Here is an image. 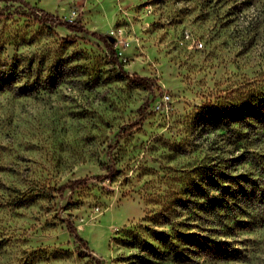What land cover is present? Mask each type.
<instances>
[{
	"label": "rangeland",
	"instance_id": "obj_1",
	"mask_svg": "<svg viewBox=\"0 0 264 264\" xmlns=\"http://www.w3.org/2000/svg\"><path fill=\"white\" fill-rule=\"evenodd\" d=\"M26 1L89 32L0 0V264H264V225L197 206L204 165L264 151L213 119L264 90V0Z\"/></svg>",
	"mask_w": 264,
	"mask_h": 264
},
{
	"label": "trees",
	"instance_id": "obj_2",
	"mask_svg": "<svg viewBox=\"0 0 264 264\" xmlns=\"http://www.w3.org/2000/svg\"><path fill=\"white\" fill-rule=\"evenodd\" d=\"M27 8L38 21L48 23L50 25H64L70 30L85 31L89 30L78 20H68L58 15L52 14L44 9H39L40 15L33 12V6L26 0H18ZM92 35L101 39L108 51L111 62L119 68V71L124 76L129 77L133 82L143 84L150 88V79L138 73H129L125 71L122 61L120 60L117 51L113 47V43L109 40L110 35H105L97 32H91ZM9 76V75H8ZM9 81L8 77L4 76L3 71L0 72V88ZM215 123L223 124L225 128L231 129L232 124L238 120L241 125L249 130L253 125H260L255 135H264V90H260L256 94L250 95L246 101L239 105H229L220 107L217 110ZM256 128V127H255ZM241 129V128H240ZM248 130V131H249ZM246 153L238 155L232 159L231 165L234 166V161L241 160L249 162L252 170L232 171L231 165H221L217 163H208L203 166L207 178L197 186V196L202 200L197 204L198 208L205 213H208L214 218H218L219 222L225 223V220L236 223H245L253 226L264 225V151L257 152L254 150H245ZM86 178H77L70 180L68 183L61 185V191L66 187H74L75 184L84 182ZM205 182V183H204ZM245 218H248L245 221ZM68 228L73 233L75 238L84 246H87V241L79 235L76 228L69 224Z\"/></svg>",
	"mask_w": 264,
	"mask_h": 264
},
{
	"label": "built area",
	"instance_id": "obj_3",
	"mask_svg": "<svg viewBox=\"0 0 264 264\" xmlns=\"http://www.w3.org/2000/svg\"><path fill=\"white\" fill-rule=\"evenodd\" d=\"M73 16H74V13H71V15L68 17V20H72ZM186 34H187V38H188L189 37V34L188 33H186ZM195 46L196 47H201L202 46V42L201 41L197 42L195 44Z\"/></svg>",
	"mask_w": 264,
	"mask_h": 264
},
{
	"label": "bare ground",
	"instance_id": "obj_4",
	"mask_svg": "<svg viewBox=\"0 0 264 264\" xmlns=\"http://www.w3.org/2000/svg\"><path fill=\"white\" fill-rule=\"evenodd\" d=\"M186 36H187V34H186Z\"/></svg>",
	"mask_w": 264,
	"mask_h": 264
}]
</instances>
